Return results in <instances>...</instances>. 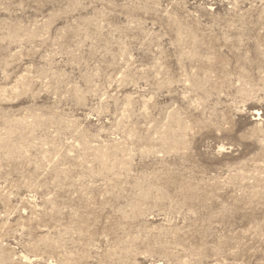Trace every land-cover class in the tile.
Masks as SVG:
<instances>
[{"label": "rangeland", "instance_id": "374dc122", "mask_svg": "<svg viewBox=\"0 0 264 264\" xmlns=\"http://www.w3.org/2000/svg\"><path fill=\"white\" fill-rule=\"evenodd\" d=\"M0 264H264V0H0Z\"/></svg>", "mask_w": 264, "mask_h": 264}]
</instances>
